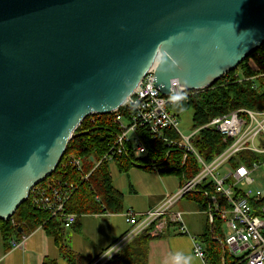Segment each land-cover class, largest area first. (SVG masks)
Returning <instances> with one entry per match:
<instances>
[{
	"label": "water",
	"instance_id": "obj_1",
	"mask_svg": "<svg viewBox=\"0 0 264 264\" xmlns=\"http://www.w3.org/2000/svg\"><path fill=\"white\" fill-rule=\"evenodd\" d=\"M170 39L176 71H146ZM262 45L264 0H0V220L89 134L76 133L85 119L117 111L149 72L162 95L175 77L204 91ZM126 79L138 83L122 101Z\"/></svg>",
	"mask_w": 264,
	"mask_h": 264
},
{
	"label": "built area",
	"instance_id": "obj_2",
	"mask_svg": "<svg viewBox=\"0 0 264 264\" xmlns=\"http://www.w3.org/2000/svg\"><path fill=\"white\" fill-rule=\"evenodd\" d=\"M258 78L264 79V74L251 80ZM172 90L175 91V87ZM180 90L184 99L179 104L183 106L193 95L201 92L184 87ZM174 105L170 94L162 95L155 88L152 70L127 101L112 113L118 132L103 157L98 161L92 160L93 170L102 163L115 164L122 156L128 155L133 157L135 167H151L160 175L162 168L157 166L155 160L148 159L144 144L146 136L154 141H164L174 150L183 152L184 165L192 158L199 166V172L194 177L188 179L183 176L179 190L166 195L155 209L145 214H136L131 210L126 212V223L131 229L113 245L119 246L120 254L150 227L170 225L176 227L179 234L191 238L194 255L203 264H211L204 244L191 235L184 223L183 213L174 209L187 196L202 195L208 200L205 211L208 221L213 223L215 219H220L224 223V239L215 238V241L222 245L231 263L264 264V190L254 188L256 181L253 178L258 170L264 169V111H232L196 129L191 136L184 137L179 130L177 117L170 110ZM205 130L220 134L228 144L211 162L198 153L194 144L200 132ZM169 132H173L178 139H171ZM252 156L257 160H252ZM67 167L83 173V160L73 158L64 165V169ZM88 178V174L84 176V180ZM76 191L75 184L64 179L45 180L32 190L31 205L37 211L58 219L65 230H70L77 223L78 215L69 213L67 206ZM26 239V236H22L20 241L12 240L11 245L22 249ZM117 255L112 253L110 247L93 264H107ZM108 256L111 258H105ZM223 264H226L225 260Z\"/></svg>",
	"mask_w": 264,
	"mask_h": 264
},
{
	"label": "trees",
	"instance_id": "obj_3",
	"mask_svg": "<svg viewBox=\"0 0 264 264\" xmlns=\"http://www.w3.org/2000/svg\"><path fill=\"white\" fill-rule=\"evenodd\" d=\"M261 74H264V45L248 56L234 71L223 76L211 88L193 95L187 103H184V107L193 110L195 130L232 111L240 109L264 111V79L251 80ZM242 79L247 80L241 81ZM255 85L259 87L254 88ZM113 118L114 115L109 114L106 116L93 115L85 119L76 133L89 132V134L69 141L58 168L51 177L46 179L59 178L75 184L77 191L68 203L69 213L81 216L123 211L124 195L113 186L110 164L102 163L93 170L94 163L92 161L93 159L100 160L116 137L118 129L113 123ZM169 137L173 140L178 139L173 132H169ZM144 144L148 150V159L155 160L157 166L162 168L160 175H175L183 181V176L190 179L199 172V166L194 159L189 158L184 165L182 163L183 152L174 150L173 147H169L168 143L154 141L150 136H146ZM194 144L198 153L207 162L215 159L228 146L220 134L208 130L201 131ZM73 158L83 160V173H77L70 167L64 169V165ZM252 160H257V157L252 156ZM115 166L122 173H127L133 168L143 169L135 167L133 157L128 155L118 159ZM144 170L152 171L153 169L148 167ZM87 174L89 178L84 180V176ZM186 198L196 201L203 211L207 210L208 200L204 196L191 195ZM205 226L202 240L206 245L210 263L223 264V260H225L226 264H232L222 245L215 241V238L224 239L223 221L215 219L213 223H210L207 219ZM38 228L44 229L47 236L54 241L67 264H80L79 257L66 245V230L62 223L56 218H51L49 214L34 209L31 205V198L18 208L10 220H0V233L5 247H9L11 239L20 238L23 235L19 233V229H22L26 234L34 232ZM154 228L155 226H152L136 237L107 264H149V247L150 242L154 239L151 232ZM43 264H58V262L46 259Z\"/></svg>",
	"mask_w": 264,
	"mask_h": 264
},
{
	"label": "crops",
	"instance_id": "obj_4",
	"mask_svg": "<svg viewBox=\"0 0 264 264\" xmlns=\"http://www.w3.org/2000/svg\"><path fill=\"white\" fill-rule=\"evenodd\" d=\"M138 169L149 178L157 180L160 185L159 189L156 190L155 188L146 192L138 181L127 187L124 184L121 185L116 176L112 174L113 186L124 195L123 211L120 213L103 212L81 215L78 216L76 225L70 229L73 234H68L67 232L70 230H66V245L70 251L79 257L80 264L82 257L88 258L86 263H95L98 257L131 229V226L126 223V212L131 210L136 214L148 213L158 207L166 195L176 193L181 186L182 181L179 177L159 175L154 170L134 168L127 173H122L117 168V171L131 180L135 176V172H140ZM174 177H177L179 183L173 179ZM174 209L183 213L184 223L189 232L192 236L197 237L206 248L202 240L207 220L205 211L190 198L182 199ZM203 222L204 226H202ZM153 230L152 237L154 239L150 242L149 264H176L172 258L175 253L191 256V264H203L194 255L191 238L179 234L176 227L168 225ZM22 236L27 238L23 248L12 247L11 241H20ZM22 236L11 239L9 247H5L0 233V264H43L46 259L56 260L58 264L61 263V260L65 261L58 247L47 236L44 229L38 228L31 233H23Z\"/></svg>",
	"mask_w": 264,
	"mask_h": 264
},
{
	"label": "clouds",
	"instance_id": "obj_5",
	"mask_svg": "<svg viewBox=\"0 0 264 264\" xmlns=\"http://www.w3.org/2000/svg\"><path fill=\"white\" fill-rule=\"evenodd\" d=\"M168 44L171 46V39L168 42H162L161 44L157 45L155 50L152 52L147 65L145 67V70L147 71L150 69L153 65L154 62L158 61L159 67L157 69V73L159 72L160 75H167L171 74L174 71H176L174 67V62L172 59H170L169 56V51L166 49L165 44ZM155 80L157 81V76H155ZM174 82H178V84H174ZM138 80L137 81H131V80H125L124 81V91L121 95V100H126L132 92L135 90L137 86ZM188 84V80L181 79L180 77H175L172 78L168 81V86L170 90V100L174 102L177 106H179V102L184 99V96L182 95V92L180 89H182L184 86ZM161 88L164 87V85H160ZM175 87V91L172 89ZM119 246L117 245H112L111 246V251L114 254H119ZM105 258H111L110 256L105 257ZM173 260L176 262V264H191L192 257L191 256H184L181 253H175L173 254Z\"/></svg>",
	"mask_w": 264,
	"mask_h": 264
},
{
	"label": "rangeland",
	"instance_id": "obj_6",
	"mask_svg": "<svg viewBox=\"0 0 264 264\" xmlns=\"http://www.w3.org/2000/svg\"><path fill=\"white\" fill-rule=\"evenodd\" d=\"M170 110H171V113L177 117V120L179 122V130H180L182 136H184V137L191 136L195 131L194 124H193V110L188 109L181 104H179V106H177L175 104L174 106H172L170 108ZM110 171L113 175L116 176L117 180L121 183V185L124 184L125 186L129 187L130 184L132 185L135 181H138L142 184L143 190H145L146 192L152 191L155 188H156V190L159 189V186H160L159 182L155 179L149 178V176H147L146 174H144L140 170H139L140 172H135L136 174L133 177V179L131 178V180L127 179L126 176H124V174L119 173L114 164H110ZM253 178L256 181V186L254 188L264 190V169L261 168L260 170H258L253 175ZM173 179H175L176 182L178 181L177 177H174ZM178 183H179V181H178ZM202 226H204V222H203ZM67 233L73 234V231L70 230ZM68 238H67V240L69 243ZM86 260H88V258L82 257V263L81 264H89V263H86ZM60 264H66V262L61 260Z\"/></svg>",
	"mask_w": 264,
	"mask_h": 264
}]
</instances>
